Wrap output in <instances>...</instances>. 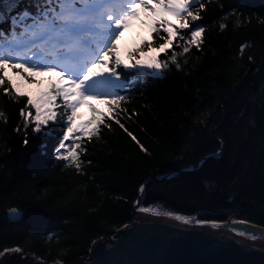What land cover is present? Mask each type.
<instances>
[{
    "label": "trees",
    "instance_id": "16d2710c",
    "mask_svg": "<svg viewBox=\"0 0 264 264\" xmlns=\"http://www.w3.org/2000/svg\"><path fill=\"white\" fill-rule=\"evenodd\" d=\"M221 5L242 20L221 19ZM206 9L197 21L206 26L202 50L192 47L179 70L170 65L159 77L142 76L121 105L120 122L147 153L114 117L112 129L102 127V138L87 144L83 169L64 167L53 155L62 127L50 126L54 136L17 132L21 104L0 92V251L18 247L43 263L83 264L94 241L132 222L147 174L159 178L141 207L206 223L237 214L264 227V0H206ZM148 53L167 58L155 49L139 54ZM87 115L81 109L82 119ZM10 207L23 218L10 222Z\"/></svg>",
    "mask_w": 264,
    "mask_h": 264
},
{
    "label": "snow or ice",
    "instance_id": "6c2138e0",
    "mask_svg": "<svg viewBox=\"0 0 264 264\" xmlns=\"http://www.w3.org/2000/svg\"><path fill=\"white\" fill-rule=\"evenodd\" d=\"M206 10V0H0V24L9 23L8 28H0V92L10 102L21 104L22 124L16 131L31 128L35 133L54 136L50 126L62 127L53 155L64 167L79 172L86 163L81 157L88 154L87 144L102 138V127L111 130L110 122L116 117L119 128L147 153L120 122L118 117L125 112L121 105L127 103L142 76L159 77L171 70L170 65L179 70L180 58L192 47L202 50L206 26L197 21L204 19ZM237 11L221 5L220 18L231 16L239 22L243 14L237 15ZM136 24L147 28L152 39L143 40V48L122 55L120 40ZM244 48L241 44L240 51ZM153 49L167 58L139 55ZM85 107L91 111L88 119L81 116ZM4 117L0 110V119ZM24 143H28L27 138ZM208 155L215 158L219 153ZM158 178L151 174L142 177L135 201L139 212L192 223L195 218L140 206L148 185ZM8 215L23 218L16 207H10ZM238 223L242 227H237L236 221L228 224V230L237 237L264 239V230L247 227L246 220ZM20 251L18 247L3 249L0 264H17L10 254Z\"/></svg>",
    "mask_w": 264,
    "mask_h": 264
},
{
    "label": "water",
    "instance_id": "95a60500",
    "mask_svg": "<svg viewBox=\"0 0 264 264\" xmlns=\"http://www.w3.org/2000/svg\"><path fill=\"white\" fill-rule=\"evenodd\" d=\"M133 210L128 227L119 229L108 240L94 241L83 264H264V246L222 234L228 231L230 222L236 221L237 227H242L237 214L215 223L220 231L209 232L171 217L151 213L138 216ZM8 212L10 222L20 219ZM246 226L264 230L251 223ZM10 255L17 264H47L21 251Z\"/></svg>",
    "mask_w": 264,
    "mask_h": 264
},
{
    "label": "rangeland",
    "instance_id": "374dc122",
    "mask_svg": "<svg viewBox=\"0 0 264 264\" xmlns=\"http://www.w3.org/2000/svg\"><path fill=\"white\" fill-rule=\"evenodd\" d=\"M147 32H148L147 28L141 27L137 31L136 30H132V32H127L126 34H123V36H122V38L120 40V51L121 52H125L130 47H134L135 46L134 40L136 39V41H139V39L145 37ZM92 103L95 104L96 102L93 101ZM96 106L97 107H102L101 105H98V104ZM87 110L89 111V113L91 115L90 109L87 108Z\"/></svg>",
    "mask_w": 264,
    "mask_h": 264
},
{
    "label": "bare ground",
    "instance_id": "6f19581e",
    "mask_svg": "<svg viewBox=\"0 0 264 264\" xmlns=\"http://www.w3.org/2000/svg\"><path fill=\"white\" fill-rule=\"evenodd\" d=\"M133 209H134L133 210L134 213H136L138 216H142L143 217L144 213L139 212L138 207H137V205L135 203H134ZM190 224H192L194 226H197V227H199V228H201V229H203L205 231H209V232H218V231H220L217 227L214 228L211 224L198 225V224H196L195 219ZM222 234L225 235V236H228V237H233V238H239L240 239V237H237L233 232H230L229 230L228 231H224V232L222 231ZM241 239H243L244 241H247L249 243H254V244H257V245L264 246V239H260V238H257L256 240H250V239H247V238H241Z\"/></svg>",
    "mask_w": 264,
    "mask_h": 264
}]
</instances>
